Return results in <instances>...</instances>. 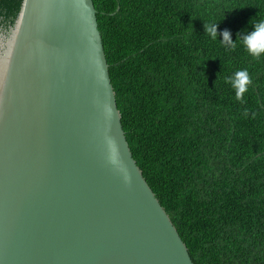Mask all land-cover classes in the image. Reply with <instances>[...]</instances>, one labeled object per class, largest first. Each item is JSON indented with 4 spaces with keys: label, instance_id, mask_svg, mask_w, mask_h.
<instances>
[{
    "label": "water",
    "instance_id": "water-1",
    "mask_svg": "<svg viewBox=\"0 0 264 264\" xmlns=\"http://www.w3.org/2000/svg\"><path fill=\"white\" fill-rule=\"evenodd\" d=\"M0 20V264H195L122 124L93 0Z\"/></svg>",
    "mask_w": 264,
    "mask_h": 264
},
{
    "label": "trees",
    "instance_id": "trees-1",
    "mask_svg": "<svg viewBox=\"0 0 264 264\" xmlns=\"http://www.w3.org/2000/svg\"><path fill=\"white\" fill-rule=\"evenodd\" d=\"M133 156L195 264H264V0H93ZM22 0H0L12 25ZM217 22V38L204 24ZM247 69L238 100L230 78Z\"/></svg>",
    "mask_w": 264,
    "mask_h": 264
},
{
    "label": "clouds",
    "instance_id": "clouds-1",
    "mask_svg": "<svg viewBox=\"0 0 264 264\" xmlns=\"http://www.w3.org/2000/svg\"><path fill=\"white\" fill-rule=\"evenodd\" d=\"M253 25V30L241 38V35L237 34V40L234 42L231 39V33L225 29L220 33L223 37V42H226L232 50L236 48V42L242 40V44L248 54L255 59H259L264 55V19H261L255 23L253 20L250 22ZM206 35L210 36L213 40L217 38V22L204 24ZM228 83L231 84L235 91L236 98L242 99L244 94L249 91V87L253 81L247 69L238 70L234 73L233 77L230 78Z\"/></svg>",
    "mask_w": 264,
    "mask_h": 264
}]
</instances>
